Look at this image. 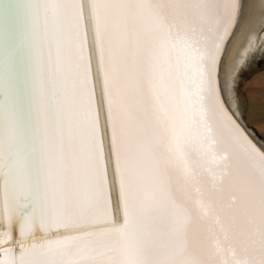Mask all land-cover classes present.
Masks as SVG:
<instances>
[{"label": "snow or ice", "instance_id": "6c2138e0", "mask_svg": "<svg viewBox=\"0 0 264 264\" xmlns=\"http://www.w3.org/2000/svg\"><path fill=\"white\" fill-rule=\"evenodd\" d=\"M246 0H0V264H264V119L222 58Z\"/></svg>", "mask_w": 264, "mask_h": 264}, {"label": "bare ground", "instance_id": "6f19581e", "mask_svg": "<svg viewBox=\"0 0 264 264\" xmlns=\"http://www.w3.org/2000/svg\"><path fill=\"white\" fill-rule=\"evenodd\" d=\"M247 7L238 18L222 58L221 82L230 110L242 117L236 93L239 71L264 49V0H246ZM245 122V121H244Z\"/></svg>", "mask_w": 264, "mask_h": 264}, {"label": "rangeland", "instance_id": "374dc122", "mask_svg": "<svg viewBox=\"0 0 264 264\" xmlns=\"http://www.w3.org/2000/svg\"><path fill=\"white\" fill-rule=\"evenodd\" d=\"M264 71V49L255 57H252L251 60L247 63L245 67L239 71L238 82L236 85V93L239 98L241 109H242V117L245 123L249 124V127H252L254 123L252 122V114L249 113L248 110V99L247 95H253L251 97L258 98L261 96L259 93V89L252 90L249 88V84L255 80L259 73ZM257 134V129H253Z\"/></svg>", "mask_w": 264, "mask_h": 264}, {"label": "crops", "instance_id": "0c3cea01", "mask_svg": "<svg viewBox=\"0 0 264 264\" xmlns=\"http://www.w3.org/2000/svg\"><path fill=\"white\" fill-rule=\"evenodd\" d=\"M249 88H252V90L259 89L261 94L258 98L251 97L253 95H247L248 97L250 96L248 99V110L252 114V122L255 125V129L260 133V124L257 122L264 119V71L260 72L258 77L249 84Z\"/></svg>", "mask_w": 264, "mask_h": 264}]
</instances>
